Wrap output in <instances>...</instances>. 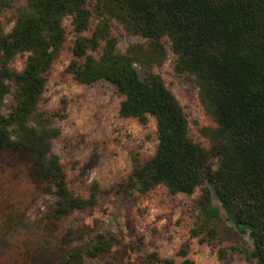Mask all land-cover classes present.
I'll return each instance as SVG.
<instances>
[{
	"label": "trees",
	"instance_id": "trees-1",
	"mask_svg": "<svg viewBox=\"0 0 264 264\" xmlns=\"http://www.w3.org/2000/svg\"><path fill=\"white\" fill-rule=\"evenodd\" d=\"M97 1L99 22L88 37L92 13L86 0H26L12 30L0 29V152L19 153L29 161L31 176L52 198L53 219L96 205V188L86 199L69 190L52 152V141L60 135L53 121L62 116L38 108L47 74L66 41L63 20L71 17L77 36L68 68L73 79L86 86H114L121 98L119 118L155 121L156 151L144 163L133 160L125 191L144 195L163 186L171 195L190 196L199 190L192 236L200 244L215 241L226 210L249 231L246 259L264 264V0ZM112 20L146 41L141 57L132 49L116 51ZM165 40L176 57L175 72L193 78L199 102L216 124L205 130L208 149L190 139L183 109L161 77H141L135 68L136 63L162 64ZM101 43L98 59L88 54ZM24 55L23 69L14 71L10 65ZM115 243L111 234H96L57 264L100 258Z\"/></svg>",
	"mask_w": 264,
	"mask_h": 264
},
{
	"label": "rangeland",
	"instance_id": "rangeland-1",
	"mask_svg": "<svg viewBox=\"0 0 264 264\" xmlns=\"http://www.w3.org/2000/svg\"><path fill=\"white\" fill-rule=\"evenodd\" d=\"M92 13L90 36L99 22L101 5L86 0ZM26 0H0V29L9 33ZM71 17L63 20L66 41L53 62L39 102V110L58 113L53 126L60 135L52 141V152L60 161L70 191L88 198L96 188V205L53 219L52 198L30 173L29 161L19 153L0 152V264H57L67 255L83 249L96 234H111L116 243L100 258L81 259L82 264H159L168 259L174 264L189 260L191 264H254L246 259L251 249L249 231L222 210L215 241L200 244L191 234L195 227L197 206L193 195H171L158 186L144 195L125 191L133 160H150L157 147L156 125L149 117L146 124L121 119V98L114 86L98 82L86 86L77 83L68 68L73 59L76 35ZM116 39V51H129L140 57L147 43L128 34L116 21L110 23ZM103 43L88 54L98 59ZM134 48V50H133ZM165 59L160 65L147 67L136 63L141 77L157 74L174 95L188 121L190 139L202 148L210 143L205 130L216 124L205 113L198 99V89L191 76L175 72L176 57L164 41ZM26 55L18 56L10 67L21 71ZM6 104L11 103L7 98Z\"/></svg>",
	"mask_w": 264,
	"mask_h": 264
},
{
	"label": "water",
	"instance_id": "water-1",
	"mask_svg": "<svg viewBox=\"0 0 264 264\" xmlns=\"http://www.w3.org/2000/svg\"><path fill=\"white\" fill-rule=\"evenodd\" d=\"M232 220H234V219H232ZM234 222H235L236 227H238L239 226V223L236 222V221H234Z\"/></svg>",
	"mask_w": 264,
	"mask_h": 264
}]
</instances>
